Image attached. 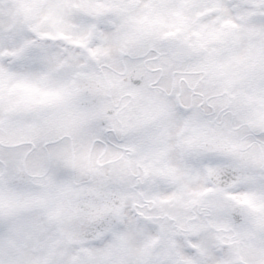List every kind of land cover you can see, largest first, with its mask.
<instances>
[{
  "label": "snow or ice",
  "instance_id": "1",
  "mask_svg": "<svg viewBox=\"0 0 264 264\" xmlns=\"http://www.w3.org/2000/svg\"><path fill=\"white\" fill-rule=\"evenodd\" d=\"M0 264H264V0H0Z\"/></svg>",
  "mask_w": 264,
  "mask_h": 264
}]
</instances>
